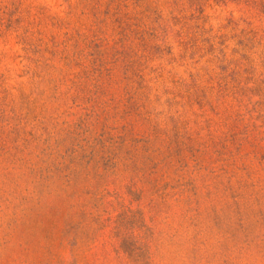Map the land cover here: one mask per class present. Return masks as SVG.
<instances>
[{"label": "rangeland", "instance_id": "374dc122", "mask_svg": "<svg viewBox=\"0 0 264 264\" xmlns=\"http://www.w3.org/2000/svg\"><path fill=\"white\" fill-rule=\"evenodd\" d=\"M0 264H264V0H0Z\"/></svg>", "mask_w": 264, "mask_h": 264}]
</instances>
